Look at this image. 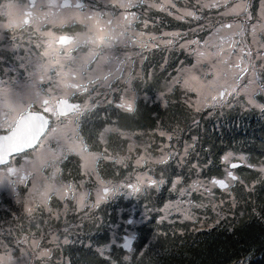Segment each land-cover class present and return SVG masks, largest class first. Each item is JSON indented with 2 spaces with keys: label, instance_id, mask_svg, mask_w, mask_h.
<instances>
[{
  "label": "snow or ice",
  "instance_id": "obj_1",
  "mask_svg": "<svg viewBox=\"0 0 264 264\" xmlns=\"http://www.w3.org/2000/svg\"><path fill=\"white\" fill-rule=\"evenodd\" d=\"M85 3L87 0L83 3L81 0H63V3L49 0L47 7H71L82 11ZM107 7L110 10L107 23L111 24V15L118 13L117 25L130 30L125 34L126 42L143 45L147 41L151 49L170 54L179 49L184 59L177 57L170 64L171 55L167 58L161 56V70L167 72L168 67H173L174 72L166 76H158L155 72L145 74L154 82L163 81L156 83L154 88L149 85L150 92L143 102L149 113H155L147 128L152 140L157 136L160 138L156 148L160 152L157 160L162 167L158 173L143 170L135 174L134 179H126L119 184L95 177L96 190L91 208L103 213L108 204L123 192V196L143 202V211L138 212L133 205L121 208L119 219L113 217L106 223L103 215L98 217L100 224L95 234L81 241L84 264H117L124 250H132L133 234H139L135 247L139 261L146 255V246L151 245L150 241L148 245L141 243L147 239L144 229L148 224L160 228L167 221L169 226L174 227L178 219L182 225L187 222L195 225L200 222L196 210H203L206 218L207 213L212 212L214 225L228 224L233 231L249 213L264 223V206H258L256 201L249 199L241 208L240 198L236 195L237 189H242L249 198L256 193H264V140L261 141V157L254 158L250 151L245 150L247 141L218 146L212 137L201 134V121L197 119L205 110L209 118L217 119L232 111L258 112L264 117V39H257L264 37V0H185L183 6L172 3L168 9L162 3H144V0H108ZM138 8H142L143 12L137 11ZM151 10L164 12L182 23L171 30L157 29L160 17L153 16ZM39 15L47 17L48 12L40 11ZM213 16L223 17L224 20L213 23ZM83 19L90 18L86 14ZM185 24L187 29L182 30ZM224 28L231 29V33H225ZM242 30L252 37V46L226 49L224 42L230 39L235 45L234 37ZM114 36L115 32L110 28L101 29L99 21H96L87 37L43 30L35 42V50L29 49L26 55L19 56L13 47L12 55L7 57L8 66L0 67V73L9 79H12V73L19 78L27 74L33 79V84L37 80L48 81L49 86L42 93L25 92L11 102L0 99V125L16 118L46 117L49 122L47 134L53 138L61 137L64 129L59 126L62 123L58 120L60 115L69 107L84 111L92 105H72L66 99L69 94L67 89L73 90L72 95L78 92L88 94V84L81 73L59 72L57 69L59 77L52 78L49 70L53 64L61 65L68 53L80 43L103 45ZM33 51L37 57H47L46 62L35 63ZM92 51L95 54V47ZM61 52L64 56L60 55ZM206 65L210 72L204 71ZM236 81L240 84L236 85ZM3 83L0 80V84ZM105 102L109 105H117L118 102L115 106L117 111L139 110L134 94L114 95L110 100L106 98ZM150 103L155 107L148 108ZM161 108L166 113L173 109L182 111L187 122L182 125L179 120L175 123L165 120ZM6 131V128L0 127V134H6ZM42 141L43 137L31 149L9 153L0 162V169L4 170L0 173V180L7 176L13 185L24 183L27 191L30 176L34 172L38 174L52 161H55L51 165L55 169L53 174H62L64 169L56 168L65 159L59 140L56 146L50 142L45 146ZM136 164L146 167L143 153L138 154ZM86 176H90V172L83 169L78 173V183L73 180L63 186L67 197H73L79 191L80 199L87 201L88 193L80 191V186L87 183ZM165 192L169 193L168 198H165ZM154 234L166 235L160 232ZM124 258L128 259L127 256ZM245 260L251 264L247 255L238 257L233 264H245ZM68 264L74 262L69 260Z\"/></svg>",
  "mask_w": 264,
  "mask_h": 264
},
{
  "label": "rangeland",
  "instance_id": "obj_2",
  "mask_svg": "<svg viewBox=\"0 0 264 264\" xmlns=\"http://www.w3.org/2000/svg\"><path fill=\"white\" fill-rule=\"evenodd\" d=\"M48 2L49 0H35V5L31 9L29 0H11L0 4V52L5 51L11 56L12 48L14 47L17 55H26L29 49L35 50V42L43 30L62 32L70 36L87 37L90 35V29L95 27L96 21H99L101 29L110 28L115 32V36L108 38V42L103 45L80 43L73 48L71 53H68L67 58L63 59L61 65L53 64L49 70L52 78H58L59 72L81 73L84 82L88 84V93L91 94L87 96L83 92H78L72 95L73 90L67 89L66 91L69 94L66 98L78 101L80 105L91 104L92 107L84 111L71 112L65 116H60L58 120L62 121L59 126L64 129L63 135L59 138H53L50 134H47V131L42 141L45 146H48L49 142L52 146H56L59 140L65 159L60 164H57L56 168H63L64 161L69 160L74 174L69 176L66 172L65 176L64 171L62 174L59 172L53 174L55 169L51 165L55 164V161H52L51 164H46L39 170L38 174L34 172L30 176L27 182L29 185L27 191L24 183L13 185L9 182L8 177L5 176L3 180H0V218L4 214L8 203L16 207L22 206L25 213L33 211L35 208H41L47 213L48 217L62 219L63 221L69 216L70 212L75 215L76 220L89 218L91 215L90 211L93 210L90 205L95 197V177L98 176L104 181L119 184L126 179H134L135 174L140 171L150 169L155 172L156 164L159 165L157 157L160 156V152L153 149V141L149 143L150 146L147 147L145 145V142L140 138L142 135L145 136V134L125 130L122 132V140H124L122 152L110 151L109 153L108 151V154H104L89 149L84 144L79 123L92 116L99 108L115 107V103L112 105L106 103V98L110 100L114 95H121L122 91L123 95L125 93L131 95L137 91V96H139V90L144 89L143 87L145 86L143 66L147 54L170 52L151 49L147 41L143 45L126 42L125 34L129 33L130 30L117 25L118 13H115V10H111L115 13L111 15L112 23H107L110 12L107 7L108 0H87L82 11L71 7L49 9L47 7ZM60 2L63 3V0H60ZM81 2H84V0H81ZM148 2L162 3L165 9H168L176 1L144 0V3ZM27 11H30L31 15H28ZM40 11L48 12V16H40ZM137 11L142 13L143 9L138 8ZM93 13L95 14L94 18ZM86 14L90 18L89 20L83 19ZM151 14L159 17L160 15H165L164 12L155 10H151ZM219 18H222L221 22H223L224 18L220 16H213L212 22L215 23ZM159 22L157 21V23ZM159 25H161V29L166 30L162 27L164 24ZM223 31L231 33L232 30L224 28ZM234 39L236 40L235 45L231 44L230 39L224 42L226 49H238L245 44L249 47L252 46V37L246 30L236 34ZM257 39H262V37H257ZM29 41H32V43L30 44ZM94 47L95 54L92 51ZM174 53L181 52L176 49ZM60 55L64 56V53L61 52ZM32 56L35 63H43L47 60V57L43 55L37 57L35 51L32 52ZM143 57L145 59H142ZM4 58L6 59L7 56L4 55ZM180 59L183 60L184 55ZM7 66L6 60L2 67ZM57 69H59V72ZM204 71L210 72L211 70L206 65ZM170 72H174V69ZM11 75L13 76L12 79H9L6 75L1 74L0 76V80L4 82L0 84V99H7L9 102L18 99L28 91L42 93L49 86L48 81L41 82L37 80L33 84V79L27 74L24 78L16 77L15 73ZM89 79L91 80L90 83ZM239 84L240 81H236V85ZM123 88L126 89L122 90ZM140 95L141 98L138 100L145 101L147 95H143V93ZM137 96L135 95V98ZM17 119L6 121L0 127H4L8 131L14 126ZM65 125L68 127L65 128ZM110 132L111 127L106 125L104 133L99 135L102 144L106 141L105 135ZM140 153L144 154L145 168H141L136 164ZM28 159L30 161L32 157ZM21 163L23 164L25 161H21ZM129 167L133 168L128 176L124 177V174H120V168L121 171H124ZM83 169H87L90 172V176L84 178L87 183L80 186V191L88 193L87 201L80 199L79 191L73 197H67V193L63 190V186L66 183H71L73 180L78 183V173ZM102 169H113L114 173L106 177L101 172ZM3 171V169H0V173ZM11 179L14 180L15 177ZM116 198H121L124 208H130L135 205L138 212L143 211V202L137 201L134 197H125L123 192H121ZM120 209L121 207L116 210L115 216L117 219H119ZM77 210L79 211L77 212ZM173 218H176L175 213H173ZM40 231L37 235L34 232H31V234H20L10 230V236L8 230L0 228V264H32L33 261L38 262V260L46 264L50 260H55V250L57 248L55 246L61 240L59 235L56 232H50V230L44 232L42 228H40ZM135 235L133 234V237Z\"/></svg>",
  "mask_w": 264,
  "mask_h": 264
},
{
  "label": "trees",
  "instance_id": "obj_3",
  "mask_svg": "<svg viewBox=\"0 0 264 264\" xmlns=\"http://www.w3.org/2000/svg\"><path fill=\"white\" fill-rule=\"evenodd\" d=\"M8 1L11 0H0V4ZM175 1L181 6L185 3V0ZM160 17L161 20L157 23V29L161 26L159 24H164L162 26L164 28L173 29L178 23H182L165 15H160ZM221 20L222 18L217 19V21ZM186 29L187 25L185 24L182 30ZM200 35H203V33ZM4 55L9 57V54L5 51L0 52V67L4 66V61L7 60ZM170 55V64L174 63L177 57L182 58L181 53L147 54L143 66L145 95L150 92V89H148L150 84L154 88L156 83L163 82H154L148 79L145 74L153 72L158 76L170 74V71L174 69L173 67H168L167 72H163L159 67L162 63L161 56L167 58ZM143 102H141L139 110L131 114L117 111L115 107L97 109L92 116L79 123L84 144L89 149L99 153L108 154V151L109 153L110 151L121 153L124 148L122 132L131 130L132 132L145 134V136L140 137L141 140L145 142L147 147L153 141V149L157 150L156 145L160 144V138L157 136L155 140H152L147 128L150 120L155 118V113H149ZM147 107L152 108L155 106L150 103ZM225 111L227 112V109ZM160 112L165 120H172L173 123L176 120H179L182 125L187 122L182 111L173 109L172 112L166 113L161 108ZM173 112L175 113L174 116L172 115ZM197 119L201 121V134L212 137L218 146L226 145L229 142L236 145L239 141H247L244 145L245 150L250 151L254 158L261 157V141L264 140V117H261L258 112L232 111L230 114L220 116L217 119L216 117L209 118L207 110H205L197 116ZM106 125L111 127V132L105 135L106 141L102 144L99 135L104 133ZM62 167L65 176L66 172L69 176L74 174L69 160L64 161ZM160 167H162L160 164H156L155 172L158 173ZM132 168L129 167L124 171H121L120 168L119 172L126 177L130 174ZM101 172L108 177L114 173V170L102 169ZM64 178L66 179V177ZM236 195L240 198L241 208L245 206L249 199L256 201L258 206H264V193H256L249 198L248 194L242 189H237ZM164 196L168 198L169 193L165 192ZM6 206L7 208L0 218V228L8 230L9 234L12 230L20 234L34 232L38 235L41 232L40 228H42L44 232L50 230V232H56L59 235L61 240L55 246L57 247L55 260H50L46 264H68L69 260H72L74 264H84V260L81 259V241H86L88 237L95 234L100 224L98 217L103 215L107 223L113 217L116 218V210L120 207L124 208V203L121 198H115L108 204L103 213L93 209L90 211L89 218L76 220L75 215L70 212L64 221L48 217L47 213L41 208H35L33 211L25 213L22 206L16 207L10 203ZM249 206L251 205L249 204ZM196 215L199 217L200 222L195 225L191 222L182 225L178 219L174 227L169 226L167 221L160 228H156L154 224H148L144 229L147 239L141 242L143 245H148V242H151V245L145 248L146 255L139 261L137 260L135 247L139 234H136L132 250L129 252L124 251L117 264H233L238 257L243 258L245 255L250 257L251 264H264V223H261L249 213L236 224L235 231H233L228 224L214 225L215 217L212 212L207 213V218L203 210H196ZM155 232L166 233V235L157 236L154 234ZM66 240L68 243H65ZM125 256L128 259H125ZM32 264H43V262L38 260V262L33 261ZM245 264H248L247 260H245Z\"/></svg>",
  "mask_w": 264,
  "mask_h": 264
},
{
  "label": "water",
  "instance_id": "obj_4",
  "mask_svg": "<svg viewBox=\"0 0 264 264\" xmlns=\"http://www.w3.org/2000/svg\"><path fill=\"white\" fill-rule=\"evenodd\" d=\"M31 7L35 0H29ZM73 107L61 114L66 115L72 111ZM46 117L19 118L14 127L6 134H0V162L4 161L9 153L19 152L24 149H31L44 136L48 128ZM133 242L135 238H132ZM129 252V250H124Z\"/></svg>",
  "mask_w": 264,
  "mask_h": 264
},
{
  "label": "flooded vegetation",
  "instance_id": "obj_5",
  "mask_svg": "<svg viewBox=\"0 0 264 264\" xmlns=\"http://www.w3.org/2000/svg\"><path fill=\"white\" fill-rule=\"evenodd\" d=\"M83 3V2H82ZM99 8V7H98ZM110 13V12H109ZM27 14L28 15H31V13H30V11H27ZM27 21H28V19H26ZM67 36H70V35H67ZM126 53V52H125ZM126 88H123L122 90H125ZM139 96H137V91L134 93V95H136L137 97H136V101L141 97V90H139ZM90 93H88V94H85V95H87V96H90L89 95ZM121 95H123V91H122V93H121ZM92 96H94V95H92ZM66 99H68L69 101H71V104L72 105H80V103L78 102V101H75V100H72V99H70V98H66ZM78 110H76L74 107H73V109H72V111H70L69 113H71V112H77ZM79 112V111H78ZM69 113H67V114H69Z\"/></svg>",
  "mask_w": 264,
  "mask_h": 264
},
{
  "label": "clouds",
  "instance_id": "obj_6",
  "mask_svg": "<svg viewBox=\"0 0 264 264\" xmlns=\"http://www.w3.org/2000/svg\"><path fill=\"white\" fill-rule=\"evenodd\" d=\"M115 106H118V102H117V105H115ZM121 110H123L124 112H127V113H129V114H131V113L134 111V110H133L132 112H129L127 109H121Z\"/></svg>",
  "mask_w": 264,
  "mask_h": 264
}]
</instances>
